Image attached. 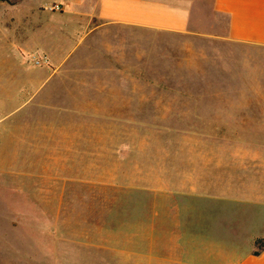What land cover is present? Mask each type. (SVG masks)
Listing matches in <instances>:
<instances>
[{"label":"crops","instance_id":"obj_1","mask_svg":"<svg viewBox=\"0 0 264 264\" xmlns=\"http://www.w3.org/2000/svg\"><path fill=\"white\" fill-rule=\"evenodd\" d=\"M55 4L48 36L66 48L33 42L45 25L23 36L51 65L17 66L31 84L15 107L34 101L24 121L48 140L29 147L47 152L49 180L25 186L53 189L31 197L58 228L51 264H264V78L248 83L232 63L236 48L264 47V0ZM152 33L205 35L228 51L189 53L212 67L153 69L168 54L153 55ZM79 185L116 194L56 190Z\"/></svg>","mask_w":264,"mask_h":264},{"label":"rangeland","instance_id":"obj_2","mask_svg":"<svg viewBox=\"0 0 264 264\" xmlns=\"http://www.w3.org/2000/svg\"><path fill=\"white\" fill-rule=\"evenodd\" d=\"M62 1L0 0V117L9 112L6 118L0 120V264H51V253L55 246L53 235L58 228L53 224L54 217L50 207L31 199V197L51 195L53 189L51 187L27 188L25 186V183L28 182L49 180L47 179L49 175L44 171L48 167L46 164L48 161L47 152L44 153L38 149L40 152L37 153L33 149L34 147H29L30 143L33 144L32 146H35V143L38 147L39 143L40 145L44 142L47 144L48 140L46 137L39 139L40 137L38 138L37 134L33 133L34 128L43 124H33L34 122L28 124V121H24L26 109L34 101L21 109H15V107L27 99L28 94L23 91V88L26 84H31L28 82L31 80V76L17 69V66L48 69L51 65L50 62L34 64L33 57L40 58L42 51L32 47L33 42L37 44L40 40L45 45L51 46L53 41L52 44L56 50H61V47L66 48V44H61L58 33H54L51 38L48 36L51 28L47 27L50 25L51 19L60 16L58 11L51 12L48 8L53 3L61 4ZM67 1L74 2V0ZM73 9L74 11L68 15L69 18L80 11L77 5ZM54 20V23H63L62 19ZM36 24L47 26L42 28L43 35H34L31 38L33 42H29L28 46L25 45L31 50L25 49L21 40L25 34L30 36V28ZM76 26L69 23L65 27L70 32L75 31ZM204 36L185 33H152L150 46L153 55L168 54L166 61L153 59V69L164 67L165 63L169 67L183 69L214 66L215 61L199 58L195 54L198 52H219L223 50L224 45L222 43L212 44L204 39ZM240 47V49H235L240 55L232 63L239 64V67L247 70V82L254 83L257 74L260 72L264 74V47ZM191 52L195 54H189ZM263 74L262 79L264 78ZM45 83L51 84V78L47 79ZM11 94L14 95L10 97ZM205 94L212 93L206 92ZM215 94L226 98L224 96L228 92ZM231 94H233L232 98H235L234 95L241 96L240 92H231ZM243 94L245 95V93ZM246 98L255 99L257 94L255 91L248 90ZM31 136L36 137L33 140ZM56 190L60 194H116L111 187L95 188L88 185ZM123 194L133 193L125 191Z\"/></svg>","mask_w":264,"mask_h":264},{"label":"built area","instance_id":"obj_3","mask_svg":"<svg viewBox=\"0 0 264 264\" xmlns=\"http://www.w3.org/2000/svg\"><path fill=\"white\" fill-rule=\"evenodd\" d=\"M49 8L51 10H59L60 9V5L54 3ZM33 61H34V64L40 65V64H46L48 59H47V57L45 55H42L40 58L33 57Z\"/></svg>","mask_w":264,"mask_h":264},{"label":"trees","instance_id":"obj_4","mask_svg":"<svg viewBox=\"0 0 264 264\" xmlns=\"http://www.w3.org/2000/svg\"><path fill=\"white\" fill-rule=\"evenodd\" d=\"M258 252H256V254H257Z\"/></svg>","mask_w":264,"mask_h":264}]
</instances>
